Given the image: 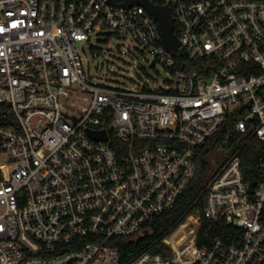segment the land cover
I'll use <instances>...</instances> for the list:
<instances>
[{
    "label": "built area",
    "instance_id": "built-area-1",
    "mask_svg": "<svg viewBox=\"0 0 264 264\" xmlns=\"http://www.w3.org/2000/svg\"><path fill=\"white\" fill-rule=\"evenodd\" d=\"M124 1L0 0V264H264V163L253 185L241 158L264 144V0H149L171 10L173 50ZM105 29L176 88L91 83L76 44L99 58L90 33ZM201 157L193 211L123 259L118 239L150 235ZM202 218L228 230L199 245Z\"/></svg>",
    "mask_w": 264,
    "mask_h": 264
},
{
    "label": "rangeland",
    "instance_id": "rangeland-1",
    "mask_svg": "<svg viewBox=\"0 0 264 264\" xmlns=\"http://www.w3.org/2000/svg\"><path fill=\"white\" fill-rule=\"evenodd\" d=\"M93 51H100L99 58L93 57L92 50L84 42L77 48L83 57L84 67L91 83L118 86L127 89L148 88L157 90L175 89V77L160 64L151 66V56L142 49L125 31L105 29L100 35L90 33ZM4 158L0 157V161Z\"/></svg>",
    "mask_w": 264,
    "mask_h": 264
},
{
    "label": "trees",
    "instance_id": "trees-1",
    "mask_svg": "<svg viewBox=\"0 0 264 264\" xmlns=\"http://www.w3.org/2000/svg\"><path fill=\"white\" fill-rule=\"evenodd\" d=\"M2 107V105L0 106ZM224 131L220 132L215 137V142L203 151L204 155L210 151L216 143L223 137ZM202 157L198 162V172L195 180L188 188V190L180 197L178 204L169 212L161 214L156 218L152 224V233L136 240L130 239H118L119 246L122 252L123 259L131 252H137L141 250L146 243L164 234L168 229L178 226L183 222L185 217L190 214L191 204L198 198L204 188L206 166L207 163ZM242 169L246 177L256 185V180L260 179L262 171L260 165L264 163V144L257 140H253L241 153ZM204 199H199L197 205L202 207ZM228 230V227L212 222L206 218H202V222L198 231V244L201 245L204 242L212 240L218 235L224 234ZM153 250H159L157 247Z\"/></svg>",
    "mask_w": 264,
    "mask_h": 264
},
{
    "label": "water",
    "instance_id": "water-1",
    "mask_svg": "<svg viewBox=\"0 0 264 264\" xmlns=\"http://www.w3.org/2000/svg\"><path fill=\"white\" fill-rule=\"evenodd\" d=\"M135 4L144 6L150 14L158 19L163 36L162 42L167 50H173L180 45V42L174 33V19L168 6L154 5L149 0H125L120 5L128 7ZM152 65H154V62ZM90 135L93 138H107L105 133L99 134L90 132Z\"/></svg>",
    "mask_w": 264,
    "mask_h": 264
}]
</instances>
